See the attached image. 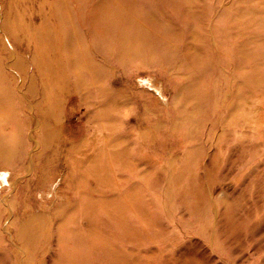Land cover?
Listing matches in <instances>:
<instances>
[{
  "label": "rangeland",
  "instance_id": "obj_1",
  "mask_svg": "<svg viewBox=\"0 0 264 264\" xmlns=\"http://www.w3.org/2000/svg\"><path fill=\"white\" fill-rule=\"evenodd\" d=\"M99 1L0 0V264H264V0Z\"/></svg>",
  "mask_w": 264,
  "mask_h": 264
},
{
  "label": "bare ground",
  "instance_id": "obj_2",
  "mask_svg": "<svg viewBox=\"0 0 264 264\" xmlns=\"http://www.w3.org/2000/svg\"><path fill=\"white\" fill-rule=\"evenodd\" d=\"M106 0H100L98 2V6H93L91 8V10L89 11V19H90V33L91 35H93L94 37H104L106 39H110L112 40V38L114 39V41L117 42L119 48H124V47H133L136 51H141L143 50L142 47V43L139 42L138 43V34L137 33H128L126 32L125 28H127L128 26H130L131 20L130 18L135 17V16H139L137 13V10H139V12H142V15H146L148 12L147 10L144 8L143 6V2H141L140 0H131V5L137 3V6H128L129 2L124 3L123 2V7H117V6H108L109 8H111V12L110 13H105L103 12V9L106 6H102L104 5V3H106ZM145 4V3H144ZM80 8H82V6H80ZM83 9V8H82ZM123 11L125 12L126 16L123 17ZM141 16V15H140ZM126 18V20L124 19ZM112 19V22H110V20ZM134 19V18H133ZM95 21V22H94ZM163 27V28H162ZM160 27L161 31L163 33H165L166 35L168 34V30L166 28V26H162ZM104 34V35H103ZM99 35V36H97ZM131 42V43H130ZM132 49V50H134ZM145 50V48H144ZM33 58H35L34 55H32V60L31 63H36L35 59L33 60ZM18 61H20L19 59H16V63L14 62L12 65L14 66L15 64L18 66ZM79 62V60H75V59H69L68 64L70 65L71 69L72 65H77V63ZM83 62V61H82ZM76 63V64H74ZM3 68H2V60L0 58V79L3 76L4 72H3ZM81 71L82 69L79 70H73V74L76 76V78L78 79V76H81ZM89 72H91V70H88ZM40 69H37V73H40ZM79 73V74H77ZM1 84V82H0ZM29 92V98H28V102H27V108L30 110V112H32L31 114V118L35 119L36 125L38 124V128L41 124V118H43L45 116V113L43 112L42 108V102L44 101V97L46 94H44V92H41V95L37 92ZM5 94H14L13 89L11 88H5L3 89L0 85V119H4L5 117H8L13 114L15 112V110H8V102L6 100V97L4 96ZM49 95V94H48ZM11 96V95H10ZM11 96V97H12ZM51 96H49L50 102H48V110L47 113H49L50 118L52 117L54 121H56L54 119V113H55V107L58 108V106H56V97L53 93H51ZM22 101H25V97L21 96ZM44 109V108H43ZM48 117V118H49ZM40 123V124H39ZM10 124H15L14 121H10ZM15 129V125L13 126V130ZM16 132L14 131L12 134H10L8 136V134H0V159H4L7 156L8 151H10V149L12 147L15 146V141L16 138L18 139V136L15 134ZM18 143V140H17ZM12 146V147H11ZM56 146V143H55Z\"/></svg>",
  "mask_w": 264,
  "mask_h": 264
}]
</instances>
